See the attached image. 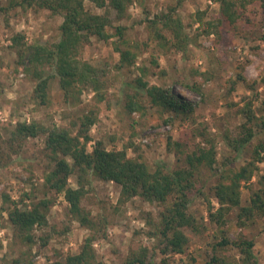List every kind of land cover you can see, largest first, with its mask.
Here are the masks:
<instances>
[{
  "label": "trees",
  "instance_id": "obj_1",
  "mask_svg": "<svg viewBox=\"0 0 264 264\" xmlns=\"http://www.w3.org/2000/svg\"><path fill=\"white\" fill-rule=\"evenodd\" d=\"M87 1L93 8L102 11L87 8ZM214 1L218 3L217 13L207 14V10L197 9L192 15L191 23L199 24L194 35L188 33L181 16L179 8L183 0L166 4L152 16H145L140 21L148 31L146 40L140 43L137 39L127 37L129 26L122 23L129 17L128 9L133 0H8V5L0 7V10L8 11L15 7L31 8L34 11L45 9L62 18L58 26L59 37L53 42L38 40L26 43L21 33L12 36L17 46L18 64L36 80L32 89V98L36 104L49 103V80L55 77L64 102H79L81 93L90 90L92 99L97 103L106 99L109 83L123 68L136 65L140 45L147 50L149 42L154 40L157 50L179 52L185 58L189 45L195 44L199 36L214 34L218 37L228 27H234L247 4L259 2L264 7V0ZM113 20L119 23L114 24ZM92 39L103 42L111 40L112 49L118 54L111 64L116 74L110 75L106 69L107 61H104V65H95L81 57L82 47L91 43ZM151 62L157 64L155 58ZM138 68L139 75L124 82V106L128 112L144 113L147 101L159 108L160 112L169 114L162 117L165 123L172 124V120L180 115L190 117L187 119L189 121H195L193 102L182 99V96H178L168 87L149 84L144 79V67ZM243 68L244 65L241 70ZM212 73L211 69L201 71L196 67L189 69V74L183 71L179 79L182 85L197 92L201 100H204L206 92L203 91V85L212 79ZM159 74H165V70L162 69ZM198 75L202 76V80L197 79ZM226 81L228 87L224 95L235 90L237 84H243L248 90L254 87L253 80H248L242 71L237 72L235 78L228 77ZM97 112L96 105L87 106L77 116V120L60 126L55 123L46 126L38 121L16 120L9 129L6 128L8 137L0 141L2 161L5 148L17 154L26 138L43 135V152L52 164L43 173L44 192L40 197L39 191L35 192V187L30 192L23 193L18 200L4 191L1 192L0 227L1 217L5 212L15 238L29 247L35 242L45 247L51 233L42 231L36 235L34 231L48 225L47 213L52 199L46 193H53L63 195L68 203L67 213L89 230L78 251L66 254L63 259L55 260L52 264H103L97 259L93 241L104 235L107 218L98 216L96 219L81 205L82 198L87 193L85 185L90 183L91 176L114 183L119 190V204L132 200L135 196L142 201L160 204L155 217L148 213L146 223L150 228L146 233L158 238L160 243L156 248H160L159 252L163 255L183 253L190 241V235L198 230V219L189 210V205L202 168L209 169L216 175L215 183L211 185L212 197L218 204L216 208L210 204L207 193L203 192L208 203V220L222 226L225 223L224 212L233 207L238 208L237 225L242 228L248 221L264 216V175L259 176V186L256 189L250 184V178L257 169L256 162L261 161L264 156V112L257 115L251 100L245 101L239 109L243 120L236 126L235 134L223 135L222 141L228 155L217 161L215 144L213 140L206 138L205 143H196L185 154L183 164L174 168L161 162H156L153 167L148 166L140 147H134L131 142L124 143L121 148L108 149L104 140L93 139L90 129L97 120ZM2 144L6 146L3 147ZM175 145L179 147L180 143L177 141ZM129 147L134 149L135 155L128 156ZM176 153L180 154L181 151ZM244 156L243 163L237 166L233 164ZM70 176L76 178L75 187L68 182ZM242 185L250 190L245 204H242ZM27 199H32L29 204L26 203ZM52 228L55 233L60 234L67 230V227L62 230ZM211 246L213 253L203 264H259L253 251L254 240L243 233H238L234 239L223 235ZM231 249L236 250L239 257L226 253ZM217 250H222L223 253L218 254ZM33 254L30 257L13 256L10 264H31ZM156 256L155 248L149 250L142 246L135 249L130 246L124 264H169L165 257L157 263Z\"/></svg>",
  "mask_w": 264,
  "mask_h": 264
},
{
  "label": "rangeland",
  "instance_id": "obj_2",
  "mask_svg": "<svg viewBox=\"0 0 264 264\" xmlns=\"http://www.w3.org/2000/svg\"><path fill=\"white\" fill-rule=\"evenodd\" d=\"M133 1L128 9L129 17L122 23L129 26L127 37L137 39L140 43L146 40L148 33L140 21L145 16H152L166 4H174L176 0ZM7 5L8 0H0V7ZM86 6L92 11H102L93 8L88 1ZM179 9L188 33L194 35L199 29L198 23H191L194 12L199 9L207 10V14H215L218 3L214 0H183ZM61 20V16L45 9L34 11L31 8L15 7L8 11L0 10V141L8 137L6 130L16 120L38 121L46 126L53 123L58 126L69 125L70 121L77 120L84 108L96 105L98 116L90 129L93 139L104 140L108 149L121 148L124 143L131 142L134 147H140L148 166L153 167L156 162H161L169 168H174L183 164L185 154L191 151L196 143H205L206 138L213 140L215 144L217 161L228 155L222 138L224 133L235 134L236 126L243 120L239 109L245 101H252L257 115L264 112V7L260 6L259 2L247 4L235 21V26L228 27V30L218 37L214 34L199 36L195 44L189 45L185 58L179 52L157 50L154 40L149 42L147 50L140 45L136 65L123 68V71L116 75L109 83L104 101L95 103L92 92L84 90L79 102H64L55 77L49 80V103L38 105L32 98L36 80L18 64L17 46L12 36L21 33L26 43L38 40L53 42L59 37L58 26ZM113 23L117 24L119 21L113 20ZM91 41L82 47L81 57L95 65H104V61H107L106 69L110 75L116 74L111 64L118 54L112 49L111 40ZM152 58L157 60V64L151 62ZM140 66L144 67V79L149 84L168 87L178 96H182V99L193 102L194 122L187 120L190 117L180 115L172 120V124L165 123L162 117L169 114L160 112L159 108L147 101L144 113L126 110L124 82L139 75L137 67ZM196 67L201 71L213 70L212 79L203 85V91L206 92L204 100H201L197 92L182 85L179 79L183 71L189 74V69ZM162 69L165 74L160 75ZM239 71H242L248 80H253V89L248 90L243 84H237L235 90L224 95L228 87L226 79L235 78ZM197 79L202 80V76L198 75ZM43 139V135L26 138L17 154L5 148L3 160L0 161V202L2 191L15 200L23 193L30 192L33 187L37 188L35 192L39 191V197L43 194V173L52 167L43 152ZM177 141L180 143L179 147L175 145ZM127 154L135 155L134 149L129 147ZM244 158L245 156L241 157L233 164L237 166L243 163ZM256 167L255 174L250 178L253 189L259 186V176L264 175V156L261 161L256 162ZM215 180L216 175L213 172L201 169L196 182L197 188L192 191V202L189 205V210L198 219V230L190 235V241L183 253L163 255L159 252L160 248H156L160 243L158 238L146 233L150 228L146 223L148 213L155 217L160 204L142 201L138 196L119 204L117 186L111 181L91 176L90 183L85 185L87 193L82 198L81 205L96 219L98 216L107 218L104 235L93 241L97 259L103 264H124L130 246L135 249L146 246L149 250L156 249L157 263L165 257L169 264H203L213 253L211 245L215 241L220 240L223 235L234 239L238 233H243L254 240V254L258 263L264 264V216L248 221L244 228L237 225V207L224 212L225 223L222 226L207 219L208 203L203 192L207 193L210 204L216 208L218 204L211 193V185ZM68 182L75 187V176H70ZM240 189L242 204H245L250 190L244 185ZM46 194L52 199L47 213L48 225L44 229L35 230L34 233L37 235L42 231L50 232L48 244L42 247L35 242L29 247L15 238L6 213L3 212L0 227V264H10L13 256L30 257L32 253L34 254L31 264H52L55 260L63 259L66 254L78 251L89 230L67 213L68 203L62 194ZM30 200L32 199H27L26 203L29 204ZM52 227L56 230L67 227V230L60 234L55 233ZM217 253L223 251L217 250ZM226 253L239 257L234 249Z\"/></svg>",
  "mask_w": 264,
  "mask_h": 264
},
{
  "label": "crops",
  "instance_id": "obj_3",
  "mask_svg": "<svg viewBox=\"0 0 264 264\" xmlns=\"http://www.w3.org/2000/svg\"><path fill=\"white\" fill-rule=\"evenodd\" d=\"M209 2L211 1V0H208Z\"/></svg>",
  "mask_w": 264,
  "mask_h": 264
}]
</instances>
